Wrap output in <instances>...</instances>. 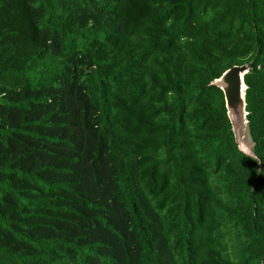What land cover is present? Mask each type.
<instances>
[{
    "label": "trees",
    "instance_id": "16d2710c",
    "mask_svg": "<svg viewBox=\"0 0 264 264\" xmlns=\"http://www.w3.org/2000/svg\"><path fill=\"white\" fill-rule=\"evenodd\" d=\"M0 264H264V0H0Z\"/></svg>",
    "mask_w": 264,
    "mask_h": 264
},
{
    "label": "water",
    "instance_id": "95a60500",
    "mask_svg": "<svg viewBox=\"0 0 264 264\" xmlns=\"http://www.w3.org/2000/svg\"><path fill=\"white\" fill-rule=\"evenodd\" d=\"M249 71L250 67L246 64L234 66L227 70L214 84L224 92L229 120L240 150L253 155L250 151L243 149L240 144L243 133L248 127V112L245 100L247 86L244 78Z\"/></svg>",
    "mask_w": 264,
    "mask_h": 264
},
{
    "label": "rangeland",
    "instance_id": "374dc122",
    "mask_svg": "<svg viewBox=\"0 0 264 264\" xmlns=\"http://www.w3.org/2000/svg\"><path fill=\"white\" fill-rule=\"evenodd\" d=\"M240 144L243 147V149L250 151L251 148V140L248 135V130H245L243 133V136L240 140Z\"/></svg>",
    "mask_w": 264,
    "mask_h": 264
}]
</instances>
